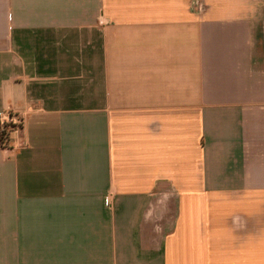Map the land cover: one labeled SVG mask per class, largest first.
Returning a JSON list of instances; mask_svg holds the SVG:
<instances>
[{"label": "crops", "instance_id": "obj_1", "mask_svg": "<svg viewBox=\"0 0 264 264\" xmlns=\"http://www.w3.org/2000/svg\"><path fill=\"white\" fill-rule=\"evenodd\" d=\"M192 1L0 0V264H264V0Z\"/></svg>", "mask_w": 264, "mask_h": 264}, {"label": "trees", "instance_id": "obj_2", "mask_svg": "<svg viewBox=\"0 0 264 264\" xmlns=\"http://www.w3.org/2000/svg\"><path fill=\"white\" fill-rule=\"evenodd\" d=\"M7 131L5 128L0 127V145L7 140Z\"/></svg>", "mask_w": 264, "mask_h": 264}, {"label": "rangeland", "instance_id": "obj_3", "mask_svg": "<svg viewBox=\"0 0 264 264\" xmlns=\"http://www.w3.org/2000/svg\"><path fill=\"white\" fill-rule=\"evenodd\" d=\"M198 3V0H193L192 1V6H191V8L193 9V11L195 12H197V10L198 11H201V8H200V6L198 7V5H196ZM255 27H256V29L257 30H260V24H255Z\"/></svg>", "mask_w": 264, "mask_h": 264}, {"label": "built area", "instance_id": "obj_4", "mask_svg": "<svg viewBox=\"0 0 264 264\" xmlns=\"http://www.w3.org/2000/svg\"><path fill=\"white\" fill-rule=\"evenodd\" d=\"M7 121L6 120H0V125H6Z\"/></svg>", "mask_w": 264, "mask_h": 264}]
</instances>
